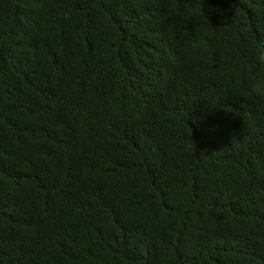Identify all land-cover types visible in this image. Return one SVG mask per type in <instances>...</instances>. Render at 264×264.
<instances>
[{"label":"trees","instance_id":"trees-1","mask_svg":"<svg viewBox=\"0 0 264 264\" xmlns=\"http://www.w3.org/2000/svg\"><path fill=\"white\" fill-rule=\"evenodd\" d=\"M258 46L264 0H0V264H264Z\"/></svg>","mask_w":264,"mask_h":264},{"label":"clouds","instance_id":"clouds-1","mask_svg":"<svg viewBox=\"0 0 264 264\" xmlns=\"http://www.w3.org/2000/svg\"><path fill=\"white\" fill-rule=\"evenodd\" d=\"M203 44V38L197 34L185 43L184 55L193 60L198 59L199 54L203 51ZM253 60L260 74L250 82L249 91L251 95L257 98H264V46L253 48Z\"/></svg>","mask_w":264,"mask_h":264}]
</instances>
